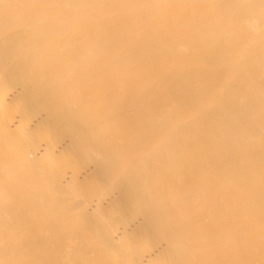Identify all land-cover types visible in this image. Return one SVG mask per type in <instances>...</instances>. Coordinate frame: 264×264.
<instances>
[{"label":"bare ground","instance_id":"1","mask_svg":"<svg viewBox=\"0 0 264 264\" xmlns=\"http://www.w3.org/2000/svg\"><path fill=\"white\" fill-rule=\"evenodd\" d=\"M46 212L88 264H264V0H0V255Z\"/></svg>","mask_w":264,"mask_h":264},{"label":"rangeland","instance_id":"2","mask_svg":"<svg viewBox=\"0 0 264 264\" xmlns=\"http://www.w3.org/2000/svg\"><path fill=\"white\" fill-rule=\"evenodd\" d=\"M49 215H50V212H46L44 215L45 218L42 219L43 221L42 225L36 228V230L38 231V234L33 235V236L27 234L25 238L23 239V242L25 244L35 245V246L33 245L34 247H32V251L30 250L31 252H25V253L23 252H19V253H11V252L9 253L8 252L7 253L6 252L5 255L3 254L4 252L3 253L1 252V255L3 254V257H0V259H3V260H0V264H63V263L64 264H78V262L79 264L91 263V261L87 259L82 260L83 257L80 258L79 256H76L78 252L75 253L76 250H72L76 246V243H77L76 238L70 239V238L62 237V232L69 229V227H67L66 225L62 226L61 224L57 222L53 223V222H50L49 220H46V216H49ZM0 233H1L0 235L1 248H3L4 251L12 249L14 239L11 236H9L8 233L7 234L5 233L3 234V232H0ZM40 234H42L43 236V241H45L44 239L48 237L50 238V240L47 243L44 242V244L42 242L33 243V241L39 238L38 236H40ZM60 237L64 239H61ZM66 245H68L69 247ZM58 246L60 249L58 248ZM7 247H10V248H7ZM9 255H11L12 257V258L10 257L11 259L8 258ZM74 256L77 257L79 260L80 259L81 260L79 261L78 259L74 258Z\"/></svg>","mask_w":264,"mask_h":264}]
</instances>
